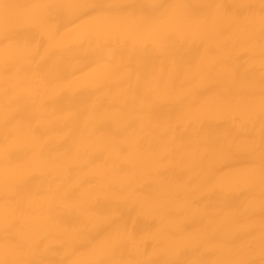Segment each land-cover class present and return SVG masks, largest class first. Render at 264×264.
Returning <instances> with one entry per match:
<instances>
[{
	"label": "bare ground",
	"instance_id": "1",
	"mask_svg": "<svg viewBox=\"0 0 264 264\" xmlns=\"http://www.w3.org/2000/svg\"><path fill=\"white\" fill-rule=\"evenodd\" d=\"M0 264H264V0H0Z\"/></svg>",
	"mask_w": 264,
	"mask_h": 264
}]
</instances>
